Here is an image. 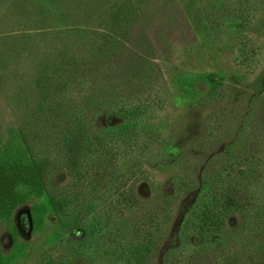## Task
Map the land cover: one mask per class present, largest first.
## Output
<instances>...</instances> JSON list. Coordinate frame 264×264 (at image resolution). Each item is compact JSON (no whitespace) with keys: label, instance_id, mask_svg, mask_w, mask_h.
<instances>
[{"label":"rangeland","instance_id":"obj_1","mask_svg":"<svg viewBox=\"0 0 264 264\" xmlns=\"http://www.w3.org/2000/svg\"><path fill=\"white\" fill-rule=\"evenodd\" d=\"M263 98L264 0H0V202L16 203L0 218V254H12L7 264H153L147 249L160 240L177 246L174 264H264L260 191L220 225L191 211L203 164ZM124 133L134 147L112 177L135 166L131 199L107 206L64 163L81 159L77 139L118 144ZM49 194L72 200L57 212ZM161 194L169 202L144 223Z\"/></svg>","mask_w":264,"mask_h":264},{"label":"trees","instance_id":"obj_2","mask_svg":"<svg viewBox=\"0 0 264 264\" xmlns=\"http://www.w3.org/2000/svg\"><path fill=\"white\" fill-rule=\"evenodd\" d=\"M259 105V109L254 111L253 107L250 108L247 115L245 114L238 119L239 123H234L237 124L232 132L234 135L222 145L220 151L210 156L211 161L203 164V169L200 173H202V178L206 183L205 185L195 187L196 191L199 187L201 189L198 190V196L195 198L196 201L191 210L202 216V226L209 225L212 227L213 223L220 225L224 215L231 210H241L239 207L247 201L249 196H254V193L259 195V191L264 195V98L259 102ZM128 111H132V109ZM66 127L70 128L69 123ZM61 140L65 142L66 137H62ZM130 140L133 139L130 138L129 134L125 135V133L117 139L118 144H113L109 140L99 136L77 139V142H82L81 159L74 158L73 156V158L68 157L64 164L71 166L78 172L81 179L84 180V186L88 188L89 194H96L100 190H103L107 193L108 197H111L107 201V206L115 203L125 206V201L131 199L127 183L132 177V170L135 166H131L128 168V171L121 174L118 177V183H115L112 174L117 160L123 156V149H132L134 147V144H131ZM70 148H73L72 144H70ZM67 151L69 150L67 149ZM224 155H226L225 159ZM91 158L95 160L90 165V163H87V159ZM228 158H230L229 164L226 163ZM213 162L215 163L212 165ZM44 166L43 163H35L33 169L37 174L36 178L40 180L43 187L45 186L43 179ZM89 167L90 170H88ZM240 167L243 169H240ZM111 190L116 192V197L112 198L113 193ZM52 197L55 196L51 195L52 208L57 212L62 211L63 207L67 206V202H71L72 200L61 196L60 198L53 199ZM200 197L203 200L200 203L202 206L199 207L197 199ZM138 199L137 208L141 207L142 204L140 198ZM205 199H207L208 203H204ZM167 202L169 201H167L165 194H161L159 201L149 206L147 218L143 216L142 221L146 224H152L157 211L164 209L163 206ZM15 205L16 203L12 199L8 201L4 200L2 206L0 202V211H2L0 218L7 219L8 215H10L9 212H11ZM255 216L259 217L258 215ZM141 217H138L140 221ZM206 217H208V221L205 222ZM85 237L87 238V234ZM151 246L147 251L149 259L153 264H155V256L159 253L162 254L163 258L160 264L175 263L169 252L175 251L177 246L172 245L164 251V248L160 246V240L154 241ZM11 256L12 254H0V264H7L5 262L6 257Z\"/></svg>","mask_w":264,"mask_h":264}]
</instances>
